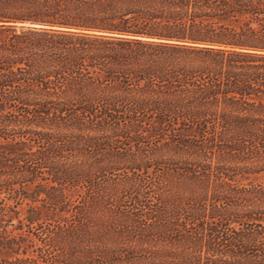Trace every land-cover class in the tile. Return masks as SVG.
Here are the masks:
<instances>
[{
  "label": "trees",
  "instance_id": "trees-1",
  "mask_svg": "<svg viewBox=\"0 0 264 264\" xmlns=\"http://www.w3.org/2000/svg\"><path fill=\"white\" fill-rule=\"evenodd\" d=\"M26 200L0 264H264V0H0V229Z\"/></svg>",
  "mask_w": 264,
  "mask_h": 264
},
{
  "label": "rangeland",
  "instance_id": "rangeland-1",
  "mask_svg": "<svg viewBox=\"0 0 264 264\" xmlns=\"http://www.w3.org/2000/svg\"><path fill=\"white\" fill-rule=\"evenodd\" d=\"M111 135H113V134H111ZM126 136H128V135H126ZM145 139H146L145 140L146 144L144 146V149H147V150L148 149H154V147L156 145H158L157 140H155L153 137L147 136V137H145ZM116 142L118 143L119 147H121L119 150L120 153L126 155V157L128 158L127 161H130V162L119 167L118 168L119 171H115L114 172L115 175H111L110 177L116 181H119V180H125L127 177H130L133 174L139 175L140 172L136 171L137 168H135V167H139L140 165L134 163V160H137L142 156L143 152L141 149H143V148L142 147H140L141 149L134 148V146H133L134 143L130 142L129 139H119ZM108 145L113 146V143H109ZM157 147H159V146H157ZM11 205L15 206V203L11 202ZM42 206H43V203L40 201H38L36 203H32L30 200H26L23 202V204L18 206L17 210H12L11 212H9L8 218L2 224V226H3L2 229H0V233H2V232L7 233V234H2V236L5 238L3 240V243L10 242V243L16 244V243H19V241L22 240V238H24V239L31 238L33 233H35V235H37L38 232H39V234H41L40 231L31 230L30 228H28L26 226L25 218L28 216V211H30L32 209L33 212H35V207L40 208L42 210ZM28 240H29V242H31V239H28ZM32 241H33V245H36V244L38 246L40 245V243L37 242V238L35 239L34 237H32ZM24 245H27V244H24ZM24 247L25 248H23V249L26 250L27 247L26 246H24ZM14 249L17 252L19 251L17 247H14ZM23 249H21V253H22V251L24 252ZM28 251H29L28 256L32 257V258H35V256L39 254V252H37V250H35V247L29 248ZM13 255L14 254H12L11 250L4 249V248L0 247V261L1 260H9V259H11V256H13ZM22 256L23 255H21L20 257H22Z\"/></svg>",
  "mask_w": 264,
  "mask_h": 264
}]
</instances>
